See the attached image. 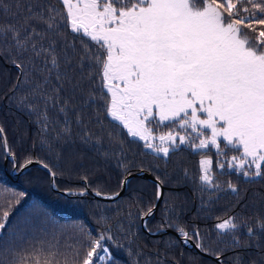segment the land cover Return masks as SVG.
<instances>
[{
	"label": "snow or ice",
	"instance_id": "obj_1",
	"mask_svg": "<svg viewBox=\"0 0 264 264\" xmlns=\"http://www.w3.org/2000/svg\"><path fill=\"white\" fill-rule=\"evenodd\" d=\"M21 2L17 0L16 7L27 13L23 22L0 23V43L21 58L11 62L23 74V83L33 85L31 94L45 105L37 113L42 117L38 121L42 131L48 130L47 109L51 105L64 114V127L56 139L70 134L69 105L67 101L60 103V93L65 83L75 93L81 84L72 73L78 68L84 79L87 67V78L96 77L93 83L99 93L97 97L96 92H90L84 106L102 101L100 109L110 121L143 141L146 148L168 156L169 145L175 150L180 146L178 139L180 143L189 142L175 132L179 128L189 133V146L194 151L205 154L211 146L225 158L226 149L240 152L230 157L229 167L245 179L264 178V0H56V4L23 0V9ZM0 9L8 13L11 5L0 0ZM69 34L73 36L71 41ZM77 56L79 60L73 64ZM53 79L56 83L49 93ZM25 100L27 96L21 103ZM27 107L37 111L38 105ZM77 123H82L79 115ZM160 126L171 130L154 134ZM85 136L91 139L90 133ZM156 140L159 144L153 143ZM3 146L14 169L33 163L28 157L18 165L6 137ZM38 162L55 177L47 163ZM212 163L207 158L200 161V179L219 188L213 182ZM216 166L223 169L224 163ZM228 188L238 192L231 183ZM96 195L104 194L97 190ZM153 207L143 215H151ZM7 222L8 212L4 211L0 215V237ZM176 227L185 243L194 235L196 247L207 251L199 230L192 234ZM215 227L235 233L242 226L235 223V217H229ZM258 227L264 230V221ZM247 231L255 235L251 227ZM112 239L110 234L100 232L89 240L82 258L79 251H73L69 259L70 254L61 253L57 242L47 249L34 248L31 256L17 253L8 264H26L28 259L40 264L36 255H63L64 264H117L107 245Z\"/></svg>",
	"mask_w": 264,
	"mask_h": 264
},
{
	"label": "trees",
	"instance_id": "obj_2",
	"mask_svg": "<svg viewBox=\"0 0 264 264\" xmlns=\"http://www.w3.org/2000/svg\"><path fill=\"white\" fill-rule=\"evenodd\" d=\"M6 2L11 9L8 13L0 9V23L17 20L22 23L27 13L17 9V0ZM50 2L56 4V0ZM20 7L25 8L26 2L22 0ZM247 7L251 9V5ZM67 38L71 41L73 36L69 34ZM12 59L21 58L7 44L0 43V126L4 128L8 147L18 165H23L28 157L47 163L56 174L55 186L75 195L56 193L50 175L41 168L30 167L18 175L21 168L14 169L11 160L6 159L0 136V215L8 212L4 235L0 237V264H8L17 253L31 256L34 248L47 249L57 242L61 253L70 254L69 259L73 251H79L82 258L89 240L97 238L100 232L112 236L107 245L117 264H264V230L258 227L264 221V178L245 179L228 167L230 157L240 152L226 149L225 158L211 146L204 150L206 155L194 151L189 146V133L179 128L175 132L185 136L188 143H179V148L170 150L166 157L151 152L143 141L132 138L126 129L110 121L100 109L102 101L97 99L96 105L84 106L90 92H96L97 97L99 93L93 83L96 77L87 78V67L84 79L80 69L72 73L81 84L75 93L68 83L60 93V103L67 101L69 105L71 131L56 139L64 127V114L58 106L49 105L48 130L42 131L43 125L38 122L42 117L37 113L45 105L31 94L33 85L23 83V74ZM77 60L79 56L73 64ZM55 83L53 79L48 85L49 93ZM25 96L27 100L21 103ZM28 104H37V111H32ZM78 115L82 123H77ZM159 130L167 132L171 128L160 126ZM86 133L91 134V139H87ZM205 158L213 162L210 171L219 188H212L200 179V161ZM218 163H224V168H218ZM142 170L164 186L156 213L146 221L148 231L156 232L154 236L143 230L142 218L156 202L155 183L134 177L125 193L110 202L90 194L79 195L87 188L115 194L122 188V179ZM229 183L238 189L237 193L228 188ZM22 192L24 196L19 195ZM229 217H235V223L242 227L235 233L217 230L216 224ZM176 226L192 234L199 230L207 249L203 252L220 253L222 263L204 256L196 247H185ZM248 227L255 235L248 234ZM190 240L197 243L194 235ZM36 259L40 264H64L63 255H36ZM26 264H32V260L28 259Z\"/></svg>",
	"mask_w": 264,
	"mask_h": 264
},
{
	"label": "water",
	"instance_id": "obj_3",
	"mask_svg": "<svg viewBox=\"0 0 264 264\" xmlns=\"http://www.w3.org/2000/svg\"><path fill=\"white\" fill-rule=\"evenodd\" d=\"M0 136H1V139H2V145H3V139H4V137H6V136H5L4 133H3V134H0ZM3 148H4V146H3ZM4 151H5V154H6V159H7V160H11L10 158H7V152H6L5 148H4ZM30 167H38V168H41V169L45 170V171L50 175V178H51V187H52V189H53L56 193L61 194V195H65V196H68V195H70V196H74V195H75V193L72 192V191H63V190H59V189L55 186V177H53V176L51 175L49 169H45V168L42 166V164L39 163V162L36 161V160H33V163H31V164L28 165L27 167H23V168H21V170L19 171L18 175H22V174L25 172V170L28 169V168H30ZM51 172H52V171H51ZM134 177H141V178H143V179H147V180H149V181L155 183L156 185H159V186H160V187H159L160 198H159V199H156V202H155L154 207H153V213H152L151 215H148V216H143V218H142V228H143V230H144L146 233H148V234L154 236V235H156V232H150V231H148V229H147V227H146V221H147V219H148L150 216H152L154 213H156V211H157V209H158V206H159V204H160V202H161V200H162V198H163L164 186L161 184L160 181H158L156 178H154L150 173H147V172H145V171L142 170V171H140V172L133 173V174H130V175L126 176V177L124 178V179H126V183H123V184H122V188H121V190H120L119 192H117V193H119V195H115V196H114V194H104V195H101V196H97V195H96V191H92V190H90L89 188H87V189H86L84 192H82V193H84V194H86V195L90 194V195L96 197L97 199L102 200V201H106V202L115 201V200L119 199V198L125 193L129 181H130L131 179H133ZM157 192H158V191H157ZM84 194H79V195H84ZM109 196H114V198H108ZM178 236H180V234H178ZM184 244H185V247H187V248H189V247H196V244H195L194 242H192L191 240H189L187 243L184 242ZM196 249H197L198 251H200L204 256H206V257H208V258H210V259H212V260H215V261L218 262V263H221V262H222L220 256H219V258H217V256H213V255H210V254H208V253H206V252H203V251H201V250H200L199 248H197V247H196Z\"/></svg>",
	"mask_w": 264,
	"mask_h": 264
},
{
	"label": "rangeland",
	"instance_id": "obj_4",
	"mask_svg": "<svg viewBox=\"0 0 264 264\" xmlns=\"http://www.w3.org/2000/svg\"><path fill=\"white\" fill-rule=\"evenodd\" d=\"M161 133H164L162 130H159V128L158 129H156L155 130V133L154 134H156V135H159V134H161ZM175 134V133H174ZM180 136H182V135H180ZM185 137V136H184ZM186 139V138H185ZM154 144H159V141L158 140H156V141H154L153 142ZM177 143H180L179 142V139L177 140ZM180 144H183V143H180ZM169 149L170 150H172V147L169 145ZM151 152H153V153H155L153 150H151V149H149ZM170 150H169V152H170ZM159 155H163L162 153L161 154H159ZM229 167V166H228ZM230 169H233L232 167H229Z\"/></svg>",
	"mask_w": 264,
	"mask_h": 264
}]
</instances>
